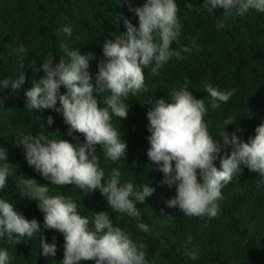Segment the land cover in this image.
<instances>
[{"label": "trees", "instance_id": "1", "mask_svg": "<svg viewBox=\"0 0 264 264\" xmlns=\"http://www.w3.org/2000/svg\"><path fill=\"white\" fill-rule=\"evenodd\" d=\"M145 2L0 0V80L15 79L18 70L26 77L18 90L10 85L0 89V147L8 154L6 162L16 166V172L7 178L6 187L0 190V198L12 202L25 218L36 219L47 242L52 243L55 237L57 245L56 256L45 257L41 254L38 234L30 240L25 237L17 245L2 238L0 250H7L14 257L11 264H61L64 256L63 234L44 228V214L39 210L38 202L22 197L16 186L18 175L33 178L39 184H50V181L28 165L24 149L16 146L14 138L19 133L49 135L58 130L63 139L84 142L80 133L68 136L69 126L64 123L61 113L51 109H26L25 92L45 76L43 59L51 54L54 55L53 63H59L64 54L62 43L70 49H80L82 55H95L96 59L90 61L89 67L94 83L98 62L103 60L104 41L126 31L124 17L138 27V17L130 8L141 7ZM175 2L181 34L172 48L190 47L191 52L182 53L183 58L179 60L173 57L159 74H152L150 68H145L148 91L135 97L129 94L126 103L130 108L126 119L120 121L113 117L114 126L127 144L124 160L113 162L104 157L100 146L96 149L105 179L118 168L122 184L133 183L137 190L149 184L156 189L143 203L137 202L141 222L147 224L151 232L139 230L135 219L109 209L99 190L84 195L73 185H49V195L71 196L78 205V213L90 220L95 212H109L114 226L146 244L148 264H264V184L260 183L256 172L241 165V174L222 189L223 199L219 201L220 213L216 218L189 217L179 209L166 206L165 201L176 195L175 186H161L163 173L147 157L151 135L147 113L159 99L171 103V91L183 87L185 82L196 98L205 99L208 112L204 119L213 138L223 143L219 135L229 117L237 121L226 126L228 134L236 132L243 142L255 137V129L264 124V14L252 11L243 17L234 14L224 17L223 9L219 7L214 13H208L203 8L204 0ZM189 2L191 8L185 6ZM117 14L122 17L120 21ZM219 21L225 26L218 30ZM64 26L72 27L71 36L62 31ZM21 44L26 54L15 51ZM205 82L222 91L235 89V94L220 108L212 110L203 88ZM60 91L63 94L66 89L62 86ZM49 116L54 119L51 125H47ZM238 128L240 131L237 132ZM226 151L230 153L231 148ZM215 164L219 167V160ZM161 209L163 215H172L171 219L163 216ZM188 236L200 246L196 260L190 259L185 252ZM187 247L191 248V245ZM81 264L95 262L82 261Z\"/></svg>", "mask_w": 264, "mask_h": 264}, {"label": "clouds", "instance_id": "2", "mask_svg": "<svg viewBox=\"0 0 264 264\" xmlns=\"http://www.w3.org/2000/svg\"><path fill=\"white\" fill-rule=\"evenodd\" d=\"M185 6L191 8L192 4L189 2ZM218 7L223 9L224 17L233 14L243 17L252 11L264 14V0H204L203 8L208 13H214ZM130 10L138 17V27L124 17L126 31L104 41L103 60L98 62L94 83L89 67L90 61L96 59L95 55H82L80 49L73 50L62 43L64 54L59 63H53L54 55L51 54L43 59L45 76L25 92L26 109H51L61 113L64 123L69 126L68 136L73 133L84 136V142L76 143L61 138L58 130L49 135L19 133L14 138L16 146L24 149L28 165L50 181V184H39L33 178L18 175L16 186L22 197L38 202V208L44 214V228L63 234L61 264H81L82 261L148 264L146 244L114 226L109 212H95L90 220L78 213V205L71 196L49 195V185H73L84 195L99 190L109 209L135 219L139 230L151 232L149 226L141 222L137 202L143 203L156 189L149 184L140 186V190L133 183L122 184L118 168L105 179L96 149L100 146L104 157L113 162L124 160L127 144L114 126L113 117L120 121L126 119L130 108L126 103L129 94L135 97L148 91L145 68H150L152 74H159L173 57L182 59L181 54L191 52V48H172L181 34L175 0H146L143 6ZM121 18L117 14L118 21ZM224 26L223 21L216 25L218 30ZM62 31L71 36L73 29L64 26ZM15 51L26 54L23 44ZM25 79V74L18 70L15 79L0 80V89L10 85L18 90ZM62 86L66 89L63 94ZM203 88L212 110L220 108L235 94V89L222 91L209 82H205ZM171 99V103L157 100L147 113L151 133L148 160L163 173L161 186H175L176 195L165 201L167 207L179 209L189 217L216 218L220 213L219 201L223 199L222 189L241 174V165L256 172L260 183L264 184V124L255 129L254 138L243 142L236 132L230 135L225 131L227 125L237 121L229 117L219 135L223 141L220 143L213 138L205 122L208 112L205 99L196 98L187 82L171 91ZM53 123V117L49 116L47 125ZM229 147L230 153L226 151ZM7 156L6 150L0 147V190L6 187L7 178L16 172V166L6 162ZM217 160L219 167L215 164ZM161 213L163 215V209ZM163 216L171 219L172 215ZM37 234L41 254L55 257L56 238L48 243L36 219L25 218L12 202L0 198V239L6 238L17 245L25 237L30 240ZM199 251L200 246L188 236L185 252L189 258L198 259ZM13 259L7 250H0V264H11Z\"/></svg>", "mask_w": 264, "mask_h": 264}]
</instances>
